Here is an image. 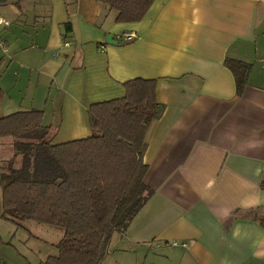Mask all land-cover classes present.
<instances>
[{
	"label": "crops",
	"instance_id": "crops-1",
	"mask_svg": "<svg viewBox=\"0 0 264 264\" xmlns=\"http://www.w3.org/2000/svg\"><path fill=\"white\" fill-rule=\"evenodd\" d=\"M0 15V118L40 110L54 144L89 137V107L125 82H155L153 194L114 247L133 264H264V227L234 217L264 214V0H154L135 22L96 0H0ZM229 59L251 66L240 94Z\"/></svg>",
	"mask_w": 264,
	"mask_h": 264
},
{
	"label": "trees",
	"instance_id": "trees-1",
	"mask_svg": "<svg viewBox=\"0 0 264 264\" xmlns=\"http://www.w3.org/2000/svg\"><path fill=\"white\" fill-rule=\"evenodd\" d=\"M96 1L116 12V22H135L154 0ZM225 65L240 94L250 64L229 59ZM124 87L123 97L89 107L86 138L52 143L54 132L42 125L36 109L0 118V137L11 139V154L0 167V217L16 227L34 221L63 231L54 244L58 253L43 264H99L113 235L125 234L153 194L144 181L143 153L146 131L162 107L155 100L154 80L134 79ZM238 216L264 227L259 210Z\"/></svg>",
	"mask_w": 264,
	"mask_h": 264
},
{
	"label": "rangeland",
	"instance_id": "rangeland-1",
	"mask_svg": "<svg viewBox=\"0 0 264 264\" xmlns=\"http://www.w3.org/2000/svg\"><path fill=\"white\" fill-rule=\"evenodd\" d=\"M7 155L11 150L10 139H5ZM24 228H16L12 223L0 218V235L6 240L3 243L0 239V262L5 264H43L44 261L54 253V245L63 235L62 229L39 224L34 221L23 223ZM15 230V235L10 240L9 231ZM110 242V251L105 255L99 264H133L134 259L142 257V254L132 252H120L118 247H114L113 241ZM10 241V242H8ZM133 256L134 259L131 257Z\"/></svg>",
	"mask_w": 264,
	"mask_h": 264
},
{
	"label": "built area",
	"instance_id": "built-area-1",
	"mask_svg": "<svg viewBox=\"0 0 264 264\" xmlns=\"http://www.w3.org/2000/svg\"><path fill=\"white\" fill-rule=\"evenodd\" d=\"M7 25H8V21L5 20V19L0 15V26H1V27H5V26H7ZM133 38H134V34H133V33H128V34H125V35L123 36V40H125V41H129V40H131V39H133ZM0 46L5 50V46H4L3 42H2V40H0Z\"/></svg>",
	"mask_w": 264,
	"mask_h": 264
},
{
	"label": "water",
	"instance_id": "water-1",
	"mask_svg": "<svg viewBox=\"0 0 264 264\" xmlns=\"http://www.w3.org/2000/svg\"><path fill=\"white\" fill-rule=\"evenodd\" d=\"M106 41L109 43H115V42H113V36L112 35H107Z\"/></svg>",
	"mask_w": 264,
	"mask_h": 264
}]
</instances>
